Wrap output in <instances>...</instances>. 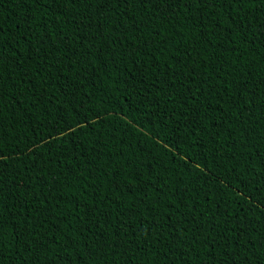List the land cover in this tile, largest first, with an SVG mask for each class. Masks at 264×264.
<instances>
[{
    "label": "trees",
    "instance_id": "trees-1",
    "mask_svg": "<svg viewBox=\"0 0 264 264\" xmlns=\"http://www.w3.org/2000/svg\"><path fill=\"white\" fill-rule=\"evenodd\" d=\"M0 264H264V0H0Z\"/></svg>",
    "mask_w": 264,
    "mask_h": 264
},
{
    "label": "snow or ice",
    "instance_id": "snow-or-ice-1",
    "mask_svg": "<svg viewBox=\"0 0 264 264\" xmlns=\"http://www.w3.org/2000/svg\"><path fill=\"white\" fill-rule=\"evenodd\" d=\"M104 4L110 3V0H103ZM208 6H212V0H207Z\"/></svg>",
    "mask_w": 264,
    "mask_h": 264
}]
</instances>
